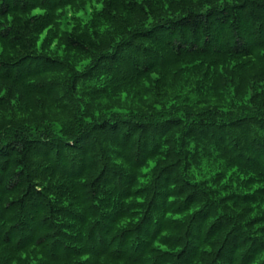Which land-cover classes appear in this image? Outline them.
I'll use <instances>...</instances> for the list:
<instances>
[{"label": "clouds", "instance_id": "9594fccd", "mask_svg": "<svg viewBox=\"0 0 264 264\" xmlns=\"http://www.w3.org/2000/svg\"><path fill=\"white\" fill-rule=\"evenodd\" d=\"M84 6L87 15L70 6L69 16L80 19L51 26L42 54L44 37L32 33L27 52L0 56L15 55L11 78L0 68V211L9 200L19 202L0 219V264H37L33 257L43 264L47 249L36 240L45 231L59 240L71 223L68 213L110 212L105 205L120 195L119 177L106 183L113 174L139 178L142 165L154 160L156 172L141 187L150 188L169 166L172 188L207 181L195 211L246 191L243 182L254 173L242 166L229 171L226 159L247 156L252 147L264 157V0H85ZM57 42L67 52L55 73H16L15 60L28 53L56 58ZM216 172L231 176L229 192L212 182ZM227 203V215L241 211ZM13 224L19 227L5 243Z\"/></svg>", "mask_w": 264, "mask_h": 264}, {"label": "trees", "instance_id": "16d2710c", "mask_svg": "<svg viewBox=\"0 0 264 264\" xmlns=\"http://www.w3.org/2000/svg\"><path fill=\"white\" fill-rule=\"evenodd\" d=\"M76 3L77 0H3L0 3V56L5 52L15 54L17 50L27 52L33 44L29 39L32 33L44 37L39 45L42 54L49 35H52L51 26H67L70 21L80 19L76 15L69 16ZM88 3L90 5V0ZM84 5L85 0H80L76 11L87 15ZM52 51L57 53L56 58L46 56L41 59L28 53L16 59L13 68L16 73L28 71L37 76L55 73L63 63L58 57L67 52V46L61 49L57 42ZM13 59L15 55L0 60L5 78H11L12 71L8 65ZM245 151L250 154L246 156L245 152H240L234 160H227L222 153L221 159H226L229 171L231 167L240 170L242 166L244 174L254 173L243 182L246 191L243 194L229 192V184L225 180L230 181L231 176L216 172L212 182L220 184L229 194L221 197L219 204L213 201L215 207L206 204L195 211L193 206L207 195L201 187L207 181H201L200 185L185 181L179 188H172V172L169 171L172 166H169L154 178L150 188L141 187L156 172L158 162L154 160L142 165L143 175L139 178L113 174L106 183L119 177L117 187L120 195L118 199L110 198L105 205L111 211L98 216L68 213L71 223L64 225L59 240L55 239L57 233L51 231H45L36 240L37 247L47 249V259L43 264H264L261 258L264 255V209L261 208L264 187L259 186L264 183V157L259 156L258 147L246 148ZM84 184L87 187L86 181ZM217 191L212 189L213 193ZM37 195L42 196L43 193ZM25 197L32 199L28 193ZM229 201L232 209H241L235 216L227 215L231 210ZM18 203L15 199L7 201V206L0 211V219L14 211ZM172 205L177 207L173 210ZM49 212L52 214L53 210ZM55 214L59 215V210ZM20 223L28 227L30 222L24 220ZM17 227L19 225L13 224L4 233L5 243L13 238L8 233H13ZM74 232L76 236H73ZM66 241L70 242L66 244ZM216 244L219 247H215ZM211 257L214 259H209ZM33 259L40 264L39 258Z\"/></svg>", "mask_w": 264, "mask_h": 264}]
</instances>
